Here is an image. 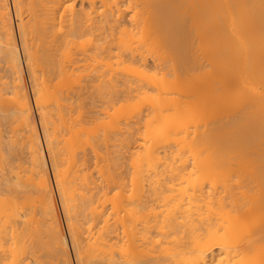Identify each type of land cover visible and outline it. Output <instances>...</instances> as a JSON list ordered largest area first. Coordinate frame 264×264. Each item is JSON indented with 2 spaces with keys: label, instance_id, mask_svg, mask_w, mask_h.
I'll use <instances>...</instances> for the list:
<instances>
[{
  "label": "bare ground",
  "instance_id": "1",
  "mask_svg": "<svg viewBox=\"0 0 264 264\" xmlns=\"http://www.w3.org/2000/svg\"><path fill=\"white\" fill-rule=\"evenodd\" d=\"M66 1L13 0L18 36L28 62L26 66L34 80L35 96L31 101L22 74L10 2L0 0V62L3 64H0V264H71L69 242L76 264H264V0H68L67 5ZM71 1H79L78 10L72 9L74 3L71 5ZM24 3L29 14L27 22L22 18ZM67 10L72 13H67L71 16L66 18ZM152 37L168 49L167 53L169 51L178 63L176 67L178 65L185 72L186 69L194 72L199 69L195 56L198 42L201 57L206 62L203 61V65L200 59L205 69L203 84L197 74L199 71L193 72V79L201 83H191L196 89L200 88L191 91L193 98L200 101L189 103V93L184 94L188 103L184 102L182 93L187 90L178 93L175 89L177 96L172 97L175 94L168 92V96L171 95L168 97L166 84L160 79L161 92L152 98V105L148 100L152 108L145 115L146 120L142 116L144 123L140 122L142 114L137 115L139 111L137 116L132 113L139 117L145 130L142 127L137 131L138 120L135 118L133 123V117L124 109L126 113L122 116L119 109L120 119L127 114L134 127L128 122L125 128L127 121L121 123L123 119L109 111L113 115L106 114L110 121L107 130L102 131L104 134L100 132L102 137L95 135L97 138L94 136L90 143L85 142L87 137L84 135L82 140L81 134L84 130L80 132L82 127L72 114V109H76L73 108L75 101L62 103L57 89L50 96V86L43 89L47 84L41 85L44 74L41 72L40 76H44L41 82L37 73L33 75L34 68L41 67L42 71H47L45 75L48 74L45 80L50 77L43 82L50 80L51 84V79L61 78L70 70L69 77L74 81L80 78V82L85 80L86 84L96 86L94 82L101 84L102 80L98 73H91L95 69L102 71L100 65L104 68L103 74L108 70L105 79L110 78L107 74L112 69L113 59H116L113 67L116 61L125 60L128 66L125 62L119 65L124 64L122 68L127 72L137 74L138 62L143 67L151 60L143 56L141 50L138 52L135 41L141 46L140 40L143 44ZM129 43L134 45L130 48ZM79 44H89V47L85 49ZM79 48L81 53L83 51L81 59ZM193 49L195 55L191 53ZM161 51L164 52L162 49L159 53ZM155 55L152 56L156 60L151 56L154 67L159 66L155 61L161 59ZM164 59H161L164 62L159 60L160 63H166ZM81 61L90 62L99 70L91 68L86 71L92 72L82 74L84 68L91 66L83 64L85 67L80 71ZM166 64L170 66L171 62ZM166 66L162 67H169ZM114 69L110 76L117 67ZM126 71L120 72L118 78ZM159 73L161 76V70ZM179 73L176 72L178 78ZM52 74L56 76L51 78ZM142 75L138 77L141 79ZM113 76L111 81L117 77L112 79ZM125 77L123 86L130 79L125 84ZM164 77L166 79V74ZM118 78L114 81L119 82ZM36 80L41 89L36 88ZM114 81H109L111 85L107 80L104 82L112 86ZM86 84L83 85L87 87ZM146 86L150 88L152 83ZM98 90L103 91L101 87ZM77 101L79 103V99ZM201 101L205 103L199 104ZM33 105L46 134L52 178L33 116ZM78 110L77 106V115ZM199 113L205 117L204 123L199 119L204 127L201 124L203 130L198 133L197 129L188 130L196 131L191 138L186 128L191 125L192 116L195 118ZM126 117L123 122L128 120ZM118 122L125 128L121 133ZM62 129L66 131L63 136ZM116 129L120 137H115ZM133 133L140 136L137 137L142 141L140 145ZM112 141L114 150H106ZM134 142L138 143V149H133L132 153L135 147L130 145ZM85 144L93 157L86 154L90 151L85 150ZM111 145L108 148L111 149ZM119 146L120 151L123 148L128 153L124 152L123 157L131 160V166H127L132 169H129L130 174L122 170L127 161L120 162L122 153L116 155ZM100 151H104L103 156ZM26 153L27 162L22 159ZM89 155L96 158L94 168L91 165L93 170L88 165L92 161ZM99 157L105 161L103 166L102 161L96 162ZM189 163L192 164L189 166ZM94 169L97 178L93 176Z\"/></svg>",
  "mask_w": 264,
  "mask_h": 264
},
{
  "label": "rangeland",
  "instance_id": "2",
  "mask_svg": "<svg viewBox=\"0 0 264 264\" xmlns=\"http://www.w3.org/2000/svg\"><path fill=\"white\" fill-rule=\"evenodd\" d=\"M69 1H70V0H69ZM73 1H74V0H73ZM73 1H71L70 4H71V3L73 4V3H74ZM9 2H10V8H11V16H12V19H13V26H14V30H15V36H16L15 38L17 39L16 41H17V44H18V47H19V55H20V58H21V68H22V72H23L22 74H23V76H24V83H25V85H26L25 87L27 88L28 94H29V96H30V98H31V101H32V100H34V96H35V94L33 95V91H35V89H34L35 86H33V84H34V80L32 79V78H33L32 76L30 77V75H31L32 73L30 74V71H29L28 65L26 66V63L28 64V62L26 61V56H24L25 54L23 53L22 43H21V37L18 36V35H19V34H18V33H19V32H18L19 29H18V25H16V24H18V18H17V13L15 12L16 10H15V8H14V2H13V0H9ZM67 2H68V0L66 1V5H67ZM68 3H69V2H68ZM78 3H79V1H76L73 5L71 4L72 6L69 5V4H68V5H69V7L71 6L72 9L74 8L73 10L75 11L76 8H77V10H78V8H79V7H78V6H79ZM74 5H75V6H74ZM26 8H27V7H26V3H24V6L22 7V9H23V12H22V16H23V17H22V18H23V20L25 19L24 22H27L28 19H29V17H28L29 14H28V12H27L28 10H27ZM67 8H68V7L66 6V9H67ZM69 9L71 10V8H69ZM26 10H27V11H26ZM73 10H72V11H73ZM68 11H69V10H67V12L65 11V13H64V15L66 14V15H65L66 18L71 16V15H70V16L68 15L71 11H70V12H68ZM67 13H68V14H67ZM71 13H72V12H71ZM24 14H25V15H24ZM27 17H28V19H27ZM26 19H27V21H26ZM136 38H137V37H136ZM136 38H135V39H136ZM151 39H152L151 41H150V38H149V39H146L145 42L143 41V42H144L143 44H144V45L146 44V46H143L141 40H140V42H141V43H140L141 46L139 45V41H137V40L135 41V40H134V41L136 42V43L134 42L135 45H136V48H137V45H138V52H139V50H141V51L144 53V54H142V52L140 51L141 54H142L143 56L146 55V56H147V59H150V60H151V61L148 60L147 64H146L145 66H143V67H142V64L138 62V64H140V65H138V68H139V67H140V69L143 68L142 71H141L140 69H138V73H139V70H140V73H139V74H141V75H142V74L147 75V76H145V75H142V76L145 77V78H144V79H145L144 81H145V82L148 81V83L142 82V80H143L142 78H143V77L140 79L141 76L138 77V75H139L138 73H137V74H136V73H132L131 71H130V73L127 72L124 68H122V67L124 66V64H123L122 66L119 65V64H122L123 62H125V60H124L123 62L120 61V63H119V60L116 61V63H115L116 65H114V67H113V63H114V61H115L116 59H113V61H111V63L113 62V63H112V69H111V71H112L114 68L116 69V67H117L116 71H115V69H114L115 72H114V71H113L114 73L112 72L113 75H114V76L111 75V76H113L112 79H113L115 76H117V77H115V78H118L120 72H123V71H126V72L129 74V76H128V74H127V76H128V77H127V76L125 75L126 72H124L125 74L122 73L121 76H122V75H125V76L127 77V80H126V77H125V76H122V77L120 76V77H121V80L123 79V81H124V77H125V82H124V83L126 84V82L128 81V79H129V78H130V79H129V82H127V84H126L125 86H123V84H122L123 81L121 82V81L119 80L120 77L118 78L119 82H117V80L114 81V80H115V78H114V80H112V81H114L113 84H112V86L114 85V86H113V89H112V86H109V85H111V83H112V81L110 80V78H111V76H110L111 71H109V75L107 74V77L109 76L110 78L105 79L104 75L106 74V72L108 73V70H107V71H104V74H103V69H104V68H103V66H101V67H102V69H101L100 65H98V67H99L100 70H102V71H96V69H95V72H93V73H91V74L94 75L95 73H96V74L98 73V75L100 76V81L102 80V82H101V84H99V81H98V83H96L97 81L94 82V84H96V86L93 85V83H92V84L90 83L92 86H91L89 83H87L90 87L86 84V82H84L85 80L80 82V80H82V79H80V78H79L78 81H74L73 79H71V78L69 77V74L71 73L70 70H68L69 72L67 71L68 74H67V72H66V73L64 72V73H63V76H61V78H60V76L57 78V77H55V76H56L55 74H54V75L52 74V75H51V78H52V77H53V78L55 77L57 80H56V79H51V82L53 81L51 84H50V80H49V83H48V82H47V83H46V82H43V80H45L46 75L48 76V74L45 75V73H46L47 71H46V72H44V70L42 71V70H41V67L37 66V68L39 67V69L34 68L36 71L34 70L35 72L33 73V75H36V73H37L36 77L38 76L37 79H39V80L42 79V77L45 76L44 79L42 80V82H41V80H40V82L42 83L41 85H43V86L47 84V86H45L44 88L42 87L43 89H46V88H48V87L50 86L49 88H50V90H52V91H50V90L48 91V89H47L48 93L51 92V93H49L50 96H52V95L55 94V93H52V92H56V91H57L56 93H58V91H59V95H57V94H56V95H57L59 98H62V99H63L62 103L67 104V103H69L70 101H75L74 104H76V106H73V108L76 107V109H77V106L79 107V110H78V111H79V115H77V114H78L77 112L75 113L76 109L74 108V109H75L74 113H73V110H74V109H72L73 117L76 118V120L78 119V121H79V126L81 125V127H82V128H80V132H81V130H84V131H85V132L82 131L83 133L81 132V134H83V136L81 135V136H82V140L84 139V135H86L85 138L87 137V138H86L87 140H84V141H85V142H88V141H89V143H90V142H91L90 139L93 138V140H94V138H95L96 136L99 137V134H100V136L102 137V135L104 134L102 131L105 132V131L107 130V125H108L107 123L110 121V117H109V116L115 114V115L118 116L119 119H120V114H121V113H120V114L117 113V111H118L119 109H120L121 112H122V116H123V113L128 112V115L130 114L129 116L133 117L132 120H131V118H130V120H131L133 123L135 122V121H133V120H135V118L138 120L137 122H139V120H140V119H138L139 117H135V116H137V115L139 116V114L141 113L142 115L140 114V115H141V116H140V118H141L140 122L144 123V121L147 119L145 115H146V114L148 115V110H149V108H150V107L152 108V106H150V104L152 105V101L155 99L154 96L157 97L158 94L161 92V90L159 91V86H160V85H159V81H160V79H162V80H163L162 82H164V83L166 84V89H165V90L167 91V96H168V92H169V93H170V92H173V93H174V92H175V91H174L175 89H176V91H177L178 93L181 92V91H185V90H187L186 92L182 93V97H183L184 94L186 95V94H189V93H190L188 96H190V95H191V96H190V97H187V98H188V101H190V99H191V102H189V103L200 101L199 98H197V99H199V100H197L196 98H193V95H192L193 92H196V91L199 90L200 88L197 87V89H196V86H195L194 84H193V85L191 84V83H193V81H194V83H195L196 80L193 79V78H194V77H193V74H194L195 72L197 73L198 71H199V72H198L197 74H199V75L201 76V77H200L201 79H199V80H201V81H202V84H203V75H202V74L204 73L205 69H202V66L204 65V62H206V61H204V60H203L204 58L202 59V57H201V56H203V55H202V52L199 51L200 48H199V46H198V45H199L198 40L195 38V39L197 40V42H198V45H197L196 40H194V43H195V44L193 43V44H194V45H193L194 47H195V45H197V46L195 47V49L198 48V49H196L197 54L195 53V52H196L195 49H193V51H191V53H193V52L195 51V52H194V55L196 54L195 56L197 57V66H198V64H199V65L201 66V68H200V66H198L199 69H198V71H197V69H196L195 72H194L193 70H192V71L189 70V71L192 72V73H191V72L188 71V69H186V72H185V70L183 71V69L180 68V67L177 65L178 68L182 69V70H179V69L176 67V65H175V64H178V63H176V60L173 59L174 57H173L172 55H170V52H169V51H168V53H167V50H168V49H167V50L164 49V47H162V46L158 43V41H157L156 39L154 40L153 37H152ZM84 40H85V39H84ZM84 40H83V41H84ZM148 40H149L151 43H150ZM45 41H46V40H45ZM154 41H155V42H154ZM86 42H87V41H85V44H87ZM137 42H138V44H137ZM156 42H157V44H156ZM45 43H46V42H45ZM79 43H80V42H79ZM149 43H150V44H149ZM129 44H131V45H130V48H131L133 43H129ZM148 44H149V45H148ZM151 44H152V46H151ZM79 45H80V44H79ZM133 45H134V44H133ZM47 46H48V45H47ZM139 46L141 47V49H139V48H140ZM142 46H143V47H142ZM148 46H150V47H148ZM70 47H73V46H70ZM80 47H82V48L85 47V49H86V47H89V44H88V46H85V45L83 44L82 46L80 45ZM127 47H128V46H127ZM146 47H147L148 49H147ZM151 47H152L153 49H152ZM155 47H157L159 50H158L157 48H155ZM160 47H161V49H160ZM194 47H193V48H194ZM68 48H69V46H68ZM145 48L147 49V51H144V50H146ZM73 49H74V48H72V50H73ZM75 49H76V48H75ZM154 49H155L156 51H153ZM162 49L164 50L165 53H164L163 51H161V53H159L160 50H162ZM68 50H69V49H68ZM70 50H71V49H70ZM70 50H69V51H70ZM72 50H71V51H72ZM129 50H130V49H129ZM132 50H133V51H136V50H135V47H133ZM151 50H152V51H151ZM73 51H74V50H73ZM77 51H78V50H77ZM149 51H151V52H149ZM198 51H199V52H198ZM75 52H76V50H75ZM79 52L81 53L80 48H79ZM136 52H137V51H136ZM148 52L151 53L152 55H155V54H156L155 56H159V57H161L162 60L166 57V58H165V59H167V60H166V63L171 62V64H173V61H174L175 63H174L173 65H174V67H175L178 71H177L174 67H172L173 65L171 66V64H170V66H171L172 68H170L169 64H166V63L162 64V63H160V61H159V60H161L160 58H158V60L155 61L156 63H157V62L159 63V64H158L159 66H155V67H154V65L152 66V64H154V62L152 63V61H153L156 57L150 55ZM73 53H74V52H73ZM82 53H83V51H82ZM82 53L80 54V59L82 58V57H81V56H82ZM86 53H87V52H86ZM88 53H89V51H88ZM146 53L149 54V55H147ZM154 53H155V54H154ZM158 53H159V54H158ZM166 53L169 54V55L171 56V57H170L171 59L168 58L169 56H167ZM23 54H24V55H23ZM138 54H139V53H138ZM164 54H165V55H164ZM199 54H201V55H199ZM161 55H162V56H161ZM151 56L154 57L153 60H152ZM163 57H164V58H163ZM199 57H200V58H199ZM165 59H164V60H165ZM172 59H173V61H170V60H172ZM198 59H199V60H198ZM200 59H201L203 65L200 64V63H201ZM155 60H156V59H155ZM162 60H161V62H164V61H162ZM198 61H200V62H198ZM203 61H204V62H203ZM86 62H87V61H85V62L82 63V61H81V64H79V65H80V66H79V69H80V68H84L85 65H88V64L90 63V62H87V63H86ZM79 63H80V62H79ZM150 63H151V64H150ZM0 64L3 65L2 62H0ZM83 64H85V65L83 66ZM93 64H94V63H93ZM109 64H110V63H109ZM125 64H126L125 66H128V64H129L128 61H127V63L125 62ZM134 64L137 65V63H134ZM161 64H162V65H161ZM205 64H206V63H205ZM110 65H111V64H110ZM110 65H109V66H110ZM143 65H144V64H143ZM150 65H151V66H150ZM163 65H164V66L167 65V66H169V67H167V66H166L167 68L162 67ZM34 66H35V65H34ZM81 66H83V67H81ZM88 66H89V65H88ZM90 66H91V67L84 68V70H83V69H80V71H82V70L84 71V73H82V74H85V71H86L87 69L90 70L91 68L93 69V71H94V68H97V70H99L98 67H94V68H93L91 63H90ZM94 66H96V65L94 64ZM132 66H135V65H132ZM205 66H206V65H205ZM105 67H106V66H105ZM129 67H130V65H129ZM129 67H128V68H129ZM152 67H154V68H152ZM159 67H160V68H159ZM107 68H108V66H107ZM134 68H135V67H132V68H129V69L134 70ZM144 68H147V69H144ZM169 68H170V69H169ZM204 68H205V67H204ZM109 69H110V68H109ZM129 69H128V70H129ZM157 69H159V70H157ZM163 69H166V71H167V69H169V70H168L169 72L167 71V72H168V73H167V72H165ZM89 70H88V71H89ZM119 70H120V71H119ZM122 70H123V71H122ZM160 70H161V72H162V73H161V76L159 75V74H160V73H159ZM162 70H163V71H162ZM174 70H175V71H174ZM201 70H202V71L204 70V71L202 72ZM27 71H28L29 73H28ZM80 71H79V73H80ZM88 71H86V72H88ZM117 71H119V72H117ZM158 71H159V72H158ZM170 71H171V72H170ZM181 71H182V72H181ZM41 72L44 74V76H40V75H43ZM89 72H92V71H89ZM99 72H101L102 74L99 73ZM134 72H136V71H134ZM144 72H145V73H144ZM157 72H158V74H157ZM173 72H174V74H173ZM176 72H177V73L180 72V73H179V74H180V75H179V78H178V74H176ZM184 72H185V73H184ZM187 72H188V73H187ZM193 72H194V73H193ZM38 73H39V74H38ZM76 73H77V72H76ZM116 73H117V74H116ZM131 73H132V75H130ZM96 74H95V75H96ZM133 74H134V75H133ZM165 74H166V79H165V77L163 78V76H164ZM168 74H169V75L172 74V75H174V77H173L172 75H170V77H168V76H169ZM187 74H191V76L188 77ZM28 75H29V76H28ZM79 75H81V73H80ZM162 75H163V76H162ZM195 75H196V74H195ZM105 76H106V75H105ZM133 76H134V77H133ZM135 76L138 77V78L141 80L140 82H142L143 84L145 83V85H143V84L141 83V84L143 85V86H141V84H140V82H139V79L136 78ZM148 76H149L151 79H150V78H147ZM151 76H153V77H151ZM154 77H155V78H154ZM160 77H162V78H160ZM172 77H173V81H172ZM175 77H177V78H175ZM49 78H50V77H49ZM49 78H46V80L48 81ZM68 78H69V79H68ZM153 78H154L155 80H154ZM167 78H168V80H167ZM169 78H170V79H169ZM187 78H188V79H187ZM191 78H192V79H191ZM58 79H59V80H58ZM108 79H109V80H108ZM158 79H159V80H158ZM164 79H165V80H164ZM189 79H190V80H189ZM31 80H32V81H31ZM46 80H45V81H46ZM106 80L108 81V84H109V85L107 84V82H104V81H106ZM152 80H154L155 82L152 81ZM199 80H198V83H197V81H196L197 85H199V83H201V81H199ZM55 81H56V83H55ZM57 81H59V82H57ZM109 81H110L111 83H109ZM149 81H151V83H152V86H151V87H154V85H155L154 88L151 89V87L149 86V85H151V83H150ZM170 81H172V82H170ZM175 81H176V82H175ZM191 81H192V82H191ZM65 82H66V84H65ZM76 82H77L76 85L78 86V84H79V86H80V87L78 86L79 89L82 88L81 90H78L77 86L75 85ZM78 82H79V83H78ZM83 82H84V83H83ZM115 82H117V83H121V84H116ZM130 82H132L131 85H130ZM162 82H161V83H162ZM167 82H170V83L167 84ZM174 82H175V83H174ZM32 83H33V84H32ZM35 83H37V84H35V85H37L36 88H39V86H40L39 81L37 82V80H36ZM38 83H39V86H38ZM44 83H45V84H44ZM57 83H59V84H57ZM68 83H69L70 85H72V87H71ZM71 83H72V84H71ZM80 83H82V84H80ZM102 83H104V84H102ZM114 83H115V84H114ZM128 83H129V84H128ZM149 83H150V84H149ZM176 83H178V84H176ZM54 84H55V85H54ZM83 84H86L87 87H85V85H83ZM97 84H98L99 86H97ZM106 84H107V85H106ZM136 84H137V85H136ZM138 84H139L143 89H142L141 87H139ZM146 84H147V86H149L150 88H148V87L146 86ZM169 84H170V85H169ZM182 84H183V86H182ZM185 84H188L189 86H187V85H185ZM48 85H49V86H48ZM53 85H54V89H53ZM57 85H58L59 87H58ZM67 85H68V86H67ZM104 85L107 86L108 88H107V87H104ZM118 85H119L121 88H120ZM128 85H130L132 88H131V87H128ZM158 85H159V86H158ZM171 85H174L175 88H173ZM176 85L178 86V88H177ZM51 86H52V87H51ZM56 86H57V87H56ZM102 86H103V87H102ZM126 86H127V87H126ZM145 86H146L147 88H145ZM167 86H168V87H167ZM170 86L172 87V89H171ZM179 86H181V87H183V88L181 89V87H180V89H179ZM184 86H185V88H184ZM186 86H187L188 88H187ZM40 87H41V86H40ZM55 87H56V88H55ZM67 87H68V88L70 87V88L68 89ZM73 87H74V88H73ZM92 87H93V88H92ZM97 87H98V88H97ZM100 87H101V89H102L104 92L107 91V92H106L107 95H106V93H104L103 91H102V92H103V93H102V92H100V90H98V89H100ZM109 87H110V88H109ZM114 87H116V88L114 89ZM122 87H123V88L126 87V89L124 88V90H123ZM189 87H191L192 89H189ZM202 87H203V86H202ZM32 88H33L34 90H33ZM76 88H77V89H76ZM106 88H107V89H106ZM118 88L121 89V90H119ZM128 88H131V89H128ZM139 88H140V89H139ZM155 88H156V89H155ZM167 88H168V89H167ZM186 88H187V89H186ZM193 88H194V89H193ZM39 89H41V88H39ZM56 89H57V90H56ZM75 89H76V90H75ZM87 89H88L89 91H88ZM110 89L112 90L111 92H110ZM117 89H118V92H116ZM127 89H128V90H127ZM134 89H135V90H134ZM177 89H178V90H177ZM183 89H184V90H183ZM55 90H56V91H55ZM77 90H78V91H77ZM85 90H87V91L90 93V95H89V93H87V91H85ZM90 90H91V91H90ZM113 90H115V91H114L115 93L113 92ZM129 90H131V91L133 90V92H128ZM169 90H171V91H169ZM179 90H181V91H179ZM188 90H189V91H188ZM194 90H195V91H194ZM31 91H32V92H31ZM73 91H74V94L72 93V95H71L70 92H73ZM83 91H84V94L86 93V94H85L86 96L84 97L85 100H84V98H83L84 94L80 93V92H83ZM97 91H98V92H97ZM119 91H120V93H119ZM155 91H157V92L155 93ZM191 91H193V92H191ZM30 92H31V93H30ZM42 92H44V91H42ZM45 92H46V91H45ZM78 92H79V94H76V93H78ZM92 92H93V93H92ZM99 92H100L102 95L105 94L104 97H102V95H101ZM109 92H110V93H109ZM124 92H128V93H131V94H129V96H128V95H127L128 93H124ZM163 92H164V91H163ZM177 92H176V93H177ZM34 93H35V92H34ZM68 93H69V94H68ZM91 93L94 94V95H91ZM98 93H99V94H98ZM112 93H114V94H116V95H117V93H118L117 98H114L116 95H114V94H112ZM123 93H124V94H123ZM176 93H174L175 95L172 94V97H173V96H174V97L177 96L178 93H177V94H176ZM46 94H47V92H46ZM80 94H82L83 96H81ZM154 94H155V95H154ZM170 94H171V93H170ZM170 94H169V95H170ZM49 95H48V96H49ZM56 95H55V96H56ZM65 95H66V96H65ZM74 95H75V96L77 95V96H79L80 98L75 97ZM99 95H100L101 97H99ZM110 95H111V96H110ZM113 95H114V96H113ZM120 95H124L125 97L120 96ZM126 95H127L128 97H127ZM185 95H184L185 99H183L184 102H186V100H187V98H186L187 95H186V96H185ZM71 96H72V97L74 96L73 99L71 98ZM87 96H89V97H87ZM90 96H92V97L90 98ZM109 96H110V97H109ZM178 96H179V95H178ZM64 97H65V98H64ZM67 97H69V100L67 99ZM150 97H151V98H150ZM153 97H154V99H152ZM168 97H171V95L168 96ZM184 97H183V98H184ZM194 97H195V96H194ZM198 97H199V96H198ZM201 97H202V96H201ZM108 98H110V99L112 98L113 100H112V99H111L112 101H111L110 99L108 100ZM70 99H71V100H70ZM77 99H79V103H77V102H78ZM82 99H83V100H82ZM67 100H68V101H67ZM80 100H82V101H80ZM148 100L151 101L150 104H148V103L150 102V101L148 102ZM193 100H194V101H193ZM110 101H111V102H110ZM109 102L112 103L113 105L110 104ZM202 102L205 103L204 101H201V103H199V104H202ZM186 103H188V102H186ZM78 104H79V105H78ZM109 104H110V105H109ZM111 106H114V107H111ZM122 107H123V108H122ZM113 108L116 109V111H115ZM123 109H124L126 112L123 111ZM134 109H135L136 111H135ZM107 110H108V112H107ZM150 110H151V109H150ZM109 111H114V113L112 114V113L109 112ZM134 111H135V112H134ZM137 111H139V113H138ZM140 111H142V112H140ZM118 112H119V111H118ZM136 112H137L138 114H137ZM149 112H150V111H149ZM109 113H110V115H109V116H106V114L108 115ZM116 113H117V114H116ZM132 113H133V115H135V116H132ZM202 113H203V112H202ZM202 113H199L198 116L196 115V116H197V118H196V116H195L196 119L194 118V116H192V122L194 121L193 123L190 122V121H191V120H190L191 117L188 119V121L190 120V121H189V122H190L189 124H191V125H188L189 128H188V127L186 128L187 136H191V138H192V137H194V135H196V133H198L200 130H203V127H204V124H203V123L205 122V119H204L205 117L203 116ZM136 114H137V115H136ZM76 115H77V116H76ZM33 116H34V119H35V123H36V126H37V130H38V133H39V137H40V139H41L42 148H43V153H44V157H45V160H46V163H47V166H48L49 174L51 175V178H52V172H51L52 170H51V166H50V165H51V162H50V154H49L48 150H46V149H48V147L46 146V145H47L46 137H44V136H46V134H45L44 131H43L44 129L42 128V124H41V122H40L41 120H40V117H39V115H38V110L34 107V105H33ZM104 116H105V117H104ZM122 116H121V119H120V120H122V119L124 120V118L127 116V114H125V117H123V118H122ZM142 116H145V120H144V118H143ZM202 116H203V118H202ZM77 117H78V118H77ZM95 117H96V119H95ZM97 117H99V118H97ZM106 117H108V121H107V118H106ZM198 117H199V118H198ZM101 118H102L103 120H102ZM126 118H127V117H126ZM142 118H143V119H142ZM100 119H101V121H99ZM127 119H128V120L125 119L124 122H123V120H122V122H121V123H125V122L127 121V122L125 123V128L127 127L126 124H129V123L131 122V121L129 120V118H127ZM193 119H195V120H197V119H198V120H199V119H203V123H202L201 120H199V121H198V120L195 121V120H193ZM142 120H144V121H142ZM98 121H99V122H98ZM106 121H107V122H106ZM97 122H98V123H97ZM119 122H120V121H119ZM119 122H118V124H117V125H118L117 127H118L119 131H120V130H121V131H122V130L124 131L125 128L123 127V125H122V126H121V124L119 125ZM128 122H129V123H128ZM132 122H131L130 124L132 125V127H134V126L136 125L137 127L135 126V128L137 129V131H138V130L140 131V129L143 127L142 123L140 124V122H139V126H138V123H137V122H136L135 125L132 124ZM186 122H187V120H186ZM198 122H199L200 124H199ZM84 123H85V124H84ZM99 123H101L102 125L104 124L105 126H102V125L99 124ZM196 123H198V124L196 125ZM82 124H83V126H82ZM97 124H98V125H97ZM187 124H188V122H187ZM201 124H203V127H202ZM133 125H134V126H133ZM140 125H142V126H140ZM194 125H195V126H194ZM97 126H98V127H97ZM101 126H102L103 128H102ZM144 127H145V126H144ZM144 127H143V128H144ZM85 128H86V129H85ZM98 128H99V129H98ZM120 128H121V129H120ZM100 129H101V130H100ZM104 129H106V130H104ZM118 129H116L115 132H116ZM136 129H134V130H136ZM195 129H197V130H196L197 132H196V131H193V132H192V131H190V132L188 131V130H195ZM62 130H63V129H62ZM62 130H61L60 134H62V136H63V135L65 134L66 131L63 130V133H62ZM96 130L99 131V132H97ZM143 130H145V128H144ZM143 130H141V133H142ZM119 131H117V135H116V133H115V134H112V136H113V135H114V136L116 135L115 137H117V136L120 137V135H118V134H119ZM121 131H120V133H121ZM89 132H90L91 134H90ZM100 132H102L103 134L100 133ZM143 132H144V131H143ZM195 132H196V133H195ZM200 132H202V131H200ZM85 133H86V134H85ZM113 133H114V131H113ZM136 133L139 134V132H136ZM136 133H135V134L133 133V135L136 136V137L134 136V137H135V140H136V142H138L139 145H140V144L142 143V141L140 140L141 142H139V140H137V137H138L140 134H139V135H138V134L136 135ZM189 133H190V134H189ZM192 133H194V135H193ZM97 134H98V135H97ZM142 134H143V133H142ZM191 134H192L193 136H192ZM95 135H96V136H95ZM62 136H61V137H62ZM92 136H93V137H92ZM94 136H95V137H94ZM140 136H141V135H140ZM140 136H139V137H140ZM142 136H143V135H142ZM61 137H60V139H61ZM90 137H91V138H90ZM97 137H96V138H97ZM134 137H133V139H134ZM139 137H138V139H139ZM141 138H142V137H141ZM141 138H140V139H141ZM189 138H190V137H189ZM191 138H190V139H191ZM93 140H92V141H93ZM136 142L133 143V144H135V146L131 143L133 146H132V145H130V146H131V147H135V148H132V149H131V152H132L133 149H135V151H137L136 149H138V146H137L138 143L136 144ZM116 143H117V141H116ZM45 144H46V145H45ZM109 144L111 145V144H115V143H113V141H112V143L110 142ZM109 144L106 146L107 149H106V148H104V149H106V150H108V151H109V150H112V149H113V148H112L113 146L111 145V149H110V148H108V147H110ZM117 144H119V142H118ZM86 145H87V144H85V148H86L85 150L90 151L91 149L88 147V145H87V146H86ZM102 145L104 146V144H102ZM102 145H100V146H102ZM87 147H88L89 149H88ZM104 147H105V146H104ZM117 147H118V146H117ZM119 147H120V146H119ZM136 147H137V148H136ZM101 148L103 149V147H100V149H101ZM114 148L116 149V146H115V145H114ZM102 149H101V150H102ZM113 150H114V149H113ZM120 150H121V147H120V149L117 148L118 154H116V153H117V152H116V153H114V155H115V154H116V155H120L119 152L122 153V154L120 155L121 157H123V156H125L126 154H128V153L125 152V150L123 151V148H122V151H120ZM88 151H87V152H88ZM104 151H105V150H104ZM104 151H100V152H102V156H103V154H104V153H103ZM129 151H130V150H129ZM135 151H134V152H135ZM110 152H111V151H110ZM124 152H125L126 154H123ZM22 153H25L24 150H23ZM90 153H92V151H90V152H88V153H86V154L88 155V154H90ZM132 153H133V152H132ZM22 155H23V154H22ZM26 155H27V153L24 154V156H26ZM90 155H91V154H90ZM90 155L88 156L89 158H90ZM24 156H22V157H24ZM91 156H92V155H91ZM120 156H119V158H120ZM127 156H128V155H127ZM92 157H93V156H92ZM92 157L89 159V161L92 159ZM117 157H118V156H117ZM25 158L27 159V156L24 157V158H22V159H23L24 161H26ZM100 158H101V157L97 158V160H96V162L98 161L97 164H99V161L101 162L102 160H104V159L99 160ZM115 158H116V157H115ZM128 158H129V156H128ZM95 159H96V158L94 157V158L92 159V161H90L91 164H90V163L88 164V165H90V167H91V165H92V167H93V165H94L93 162H95ZM124 159L127 160L126 157H123V159H121L120 162H125ZM27 160H28V159H27ZM127 161H128V160H127ZM127 161H126V164H125V166H124V168H123L122 170H123V171H126V172L129 173L132 169L128 168L127 166H131L130 163H129L131 160L129 159V161H128V162H127ZM26 162H27V161H26ZM104 162H105V161H102L103 164L100 163L101 166L104 165ZM127 163H128L129 165H128ZM25 164H26V163H25ZM191 164H192V163H189V166H190ZM94 166H95V165H94ZM97 166H98L99 168L101 167L100 165H97ZM92 167H91V169H90V168H89V169H90V170H93L94 167H93V168H92ZM125 167H126L127 169H126ZM97 169H98V168H97ZM129 169H130V171H129ZM188 169H189V167H188ZM190 169H191V167H190ZM94 170H95V169H94ZM122 170L119 169L118 171H122ZM96 171H97V170H95V171L93 172V176H95L94 178H97V177H98V175L96 176V174H95ZM123 171H122V172H123ZM126 172H125V173H126ZM97 174H98V173H97ZM123 174H124V172H123ZM126 174H127V173H126ZM126 174H125L124 176H126ZM129 174H130V173H129ZM128 176H129V175H128ZM53 190H54V192H55V197L57 198V202H58V206H59V211H60V216H61V221H62L63 226H64V229H65V234L67 235L66 227H65V224H64L65 221H64L63 213H62L61 208H60V204H59V200H58V196H57V193H56V190H55V185H54V183H53ZM67 239H68V236H67ZM69 253H70L71 264H76L77 262H76V260H75L74 253H73V251H72V249H71V247H70V242H69Z\"/></svg>",
  "mask_w": 264,
  "mask_h": 264
}]
</instances>
